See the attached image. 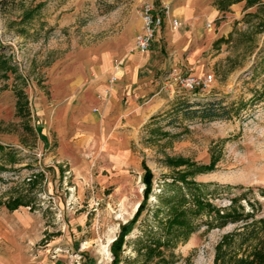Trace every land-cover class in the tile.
<instances>
[{
	"label": "rangeland",
	"instance_id": "obj_1",
	"mask_svg": "<svg viewBox=\"0 0 264 264\" xmlns=\"http://www.w3.org/2000/svg\"><path fill=\"white\" fill-rule=\"evenodd\" d=\"M145 3L165 13L141 53ZM129 54L145 57L135 110L102 112L117 80L76 110L77 66ZM0 144V264H112L140 206L117 264H264V0H0Z\"/></svg>",
	"mask_w": 264,
	"mask_h": 264
},
{
	"label": "crops",
	"instance_id": "obj_2",
	"mask_svg": "<svg viewBox=\"0 0 264 264\" xmlns=\"http://www.w3.org/2000/svg\"><path fill=\"white\" fill-rule=\"evenodd\" d=\"M137 24L140 26V21H137ZM141 27V26H140ZM138 27V30L140 29ZM158 31V30H157ZM145 57H141L139 55H133L129 54L126 56L125 63L123 66L118 65L114 67L113 64L102 66L98 69V71L95 70L94 76L92 73H89V67L86 64H79L77 66V70L79 73H77L78 83L76 85H71L69 88L70 96L78 95V97L81 99L80 104L75 106L76 110H86L90 108L89 106L92 104H99L102 103V101H96L94 94H103L105 88L107 87V84L105 83V80L107 79V74H109L110 71L114 70L115 75L117 76V83L112 86V91L110 98L108 99L107 103L102 105V112L104 114L108 113V111L114 110V107H116V110H119L118 108V102L119 100H122L124 97H126L127 101L130 102L128 104V107L126 111H131L132 109L135 110L136 102L135 100L142 97L143 91L136 90L138 85L140 87L142 86V80L138 77L139 68L144 63ZM99 102V103H98ZM122 111H125L123 109ZM80 112V111H78ZM139 112V111H138ZM131 112L128 113V118H130ZM143 115H140L144 116ZM86 119H82L83 122H85L86 126H90V124L93 122L92 116L84 117ZM90 120V121H87ZM134 119H129V121ZM104 124V123H103ZM100 143H98V147L100 144V147H102L101 151L105 152L106 150L112 149L110 143L106 142V136H108V126L107 123L104 124V126L100 127ZM105 141V142H102ZM103 143V144H102ZM102 144V145H101ZM105 150V151H104ZM114 158L117 156V154H113ZM116 155V156H115ZM116 160V158H115Z\"/></svg>",
	"mask_w": 264,
	"mask_h": 264
},
{
	"label": "built area",
	"instance_id": "obj_3",
	"mask_svg": "<svg viewBox=\"0 0 264 264\" xmlns=\"http://www.w3.org/2000/svg\"><path fill=\"white\" fill-rule=\"evenodd\" d=\"M164 13L165 10L155 8V6L152 3L143 4L140 12V16L142 20V27H141L142 30L135 36L134 48L137 51L141 53H145L150 50L153 37L156 34L157 30L161 28L164 22L163 19ZM173 24L177 25V20H174ZM175 79L184 88L188 90H195L201 88L202 86H206L208 81L212 79V75L208 74L204 78L203 77L199 78L192 75H186V76L178 75ZM116 80H117V76L115 74L112 75L108 80V85L105 88L104 93L100 94L98 97L100 98L106 97L109 93L112 83H114Z\"/></svg>",
	"mask_w": 264,
	"mask_h": 264
},
{
	"label": "trees",
	"instance_id": "obj_4",
	"mask_svg": "<svg viewBox=\"0 0 264 264\" xmlns=\"http://www.w3.org/2000/svg\"><path fill=\"white\" fill-rule=\"evenodd\" d=\"M5 64V61H3L1 63V65H4ZM213 104H210V107L209 109H206V108H202L201 110L199 109H196V110H192L193 113H200L201 117H206V118H213L215 117L216 115H218L214 110L213 108ZM190 111V112H192ZM5 147L0 144V170H3L4 169V165L2 164V160H3V157H5L7 160H10L11 161H14V153L12 151H9V152H6L5 155H3V151H4ZM142 166L143 168H145V171L148 173L149 170L147 169L146 165L144 162H142ZM212 166H207V168H204V169H211ZM148 190V185L147 187L145 188V191H144V194H148L147 192ZM196 196V203H197V208L195 210V212L198 214L200 213L201 211H203L204 207L205 206H208L210 208V204L209 203H206V202H203V200L200 198V196H198L197 194H195ZM143 204V202L141 203ZM143 207L140 206L139 210L136 212V214L134 215V217L130 220H128L125 224H123L120 228V232L117 236L116 239H114L112 242H111V250H112V255H113V262L112 264H117V257L119 256V250L121 249V245H122V242H123V238L124 236L128 233V231L131 229L132 227V224L134 223L135 219L137 218L138 214L141 212ZM211 209V208H210ZM238 218L234 219L233 221H238L237 220ZM240 219V218H239ZM187 222V221H186ZM185 220L183 219H180L178 220V223H174L173 224H177V225H185L186 226V229L188 231H190L193 227L191 226L192 224L188 221V223H186ZM173 224H170V227H172ZM191 224V225H190ZM184 226V228H185Z\"/></svg>",
	"mask_w": 264,
	"mask_h": 264
}]
</instances>
